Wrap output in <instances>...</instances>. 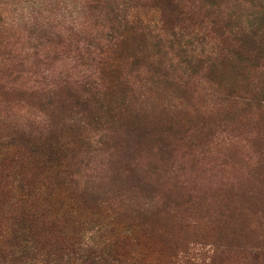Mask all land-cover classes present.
Returning <instances> with one entry per match:
<instances>
[{"label": "rangeland", "instance_id": "rangeland-1", "mask_svg": "<svg viewBox=\"0 0 264 264\" xmlns=\"http://www.w3.org/2000/svg\"><path fill=\"white\" fill-rule=\"evenodd\" d=\"M3 1L0 11L7 10ZM180 1L183 23L170 43L174 49H165L169 55L158 46L169 43L157 30L158 41L153 32L145 48L141 42L133 47L140 45L137 49L152 57L149 61L157 56L168 59L173 53L182 59V53L195 48L202 56L198 67L172 58L175 75L192 74V79L178 87L164 82L160 70L138 80L131 69L133 85L119 105L123 108L120 120L103 118L101 134L87 126L70 152L59 153L63 159L55 160L57 167L40 164V153H30L16 132L33 129L39 108L51 112L57 129L50 127L58 133L69 115L68 106L58 111L55 105L35 108L27 99L0 106V215L13 213L19 184L34 182L44 169L66 171L75 178V188L83 191L84 199L97 198L102 224L115 222L118 236L110 239L112 252L134 256L137 264H167L174 253L175 264H258L249 259L264 233V109L241 103L227 109L222 98L233 89L235 95L241 94L239 90L262 78L264 61L254 64L250 41L228 35L224 27L236 22L248 27L264 0ZM84 2L58 3L55 11L71 20L65 19L64 25H72ZM84 20L93 34L100 30L93 14L87 13ZM259 22L264 26V17ZM72 64L66 59L63 67ZM149 76L150 80L145 79ZM123 88L118 87L117 95L108 94L107 101H119ZM65 189L54 185L49 196L48 191L43 196L49 197L51 217L63 220L70 233L78 212L93 207L80 206L77 211L78 204ZM10 223L0 219V229L8 230ZM126 223L131 227L125 228ZM124 233L128 237L122 239ZM55 235L42 229L38 237L52 240ZM228 237L233 238L232 246L225 248ZM7 246V240L0 241V248ZM2 254L0 264H13Z\"/></svg>", "mask_w": 264, "mask_h": 264}, {"label": "trees", "instance_id": "trees-1", "mask_svg": "<svg viewBox=\"0 0 264 264\" xmlns=\"http://www.w3.org/2000/svg\"><path fill=\"white\" fill-rule=\"evenodd\" d=\"M3 2L7 10L0 11V106L11 100L27 99L35 108L44 105L49 109L55 105L56 111L62 106H68L69 110L61 133H55L50 127L56 128L51 112L39 108L33 129L16 132V138L29 148L30 153H40L38 161L43 166L52 164L57 167L55 160L63 159L59 153L70 152L87 126L94 128L95 134H101L103 118L108 122L120 120L123 108L119 105L126 101L133 85L129 79L131 69L136 71L134 77L138 80L145 73L154 74L160 70L164 82L182 87L192 79V74L175 75L173 56L179 57V64L191 67H198L202 58L195 48H189L188 53H182V59L173 53L168 59L157 56L149 61L150 56L146 57L141 49H137L140 45L133 47L135 42H141L145 48L146 38L153 32L158 41L157 30L163 32L169 43L168 46H158L169 55L165 49H174L170 43L174 36H178L176 29H180L183 23L184 10L180 0H86L79 7L72 25H64L67 14L64 16L65 13L55 11L61 0ZM259 7L248 27L237 22L224 27L228 35L250 41V58L256 65L264 61V26L259 22L264 17V7ZM156 12L160 13L158 19H155ZM87 13L93 14L94 24L100 26L95 34L86 28L84 18ZM66 59L73 62L69 68L63 67ZM77 66L82 68L77 69ZM260 76L262 78L253 80L250 87L246 85L239 90L241 94L235 95V89L227 93L222 98V105L233 109L232 106L241 103L264 109V64ZM120 86L124 87L122 98L109 103L107 95L114 92L117 95ZM64 126L68 128L63 130ZM33 180L15 188L16 198L11 195L15 198L13 213H9V217L4 213L0 215L1 220L11 221L8 230L0 229V241H8L7 247L0 248L5 260L13 264H137L134 256L111 251L110 239L118 236L115 222L111 221L109 226L102 224L97 198H92L93 202L84 199L83 191L75 188L77 182L71 173L44 169ZM54 185H63L66 191L69 190L71 198L78 204L77 211L80 206L84 209L93 207L90 211L78 212L77 219L72 220L75 230L70 233L63 220L49 214L50 200L43 194L48 191L49 196ZM124 226L130 228L131 224ZM42 229H46L48 235L56 233L54 239L39 238ZM127 237V233L122 235V239ZM259 238L261 245L258 243L252 249L249 260L264 264V233ZM226 241L223 247L232 246V237ZM175 258L176 253L167 264H175Z\"/></svg>", "mask_w": 264, "mask_h": 264}]
</instances>
